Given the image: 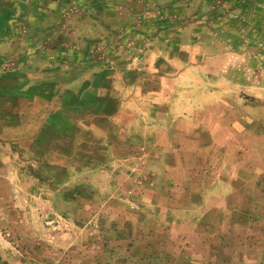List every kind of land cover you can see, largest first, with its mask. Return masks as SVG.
I'll return each instance as SVG.
<instances>
[{
	"label": "crops",
	"instance_id": "crops-1",
	"mask_svg": "<svg viewBox=\"0 0 264 264\" xmlns=\"http://www.w3.org/2000/svg\"><path fill=\"white\" fill-rule=\"evenodd\" d=\"M9 254L264 264V0H0Z\"/></svg>",
	"mask_w": 264,
	"mask_h": 264
},
{
	"label": "rangeland",
	"instance_id": "rangeland-1",
	"mask_svg": "<svg viewBox=\"0 0 264 264\" xmlns=\"http://www.w3.org/2000/svg\"><path fill=\"white\" fill-rule=\"evenodd\" d=\"M243 93H241L242 95ZM252 97H247V100H249V104H250V109H255L254 107V99ZM58 205V204H57ZM14 248V247H12ZM5 250H7V252H12L14 250H12L11 248L7 247V248H4ZM13 253V252H12ZM1 258V257H0ZM0 264H36L35 262L33 261H24L22 260V258L20 257H16V254H9L8 257H7V260H2L1 259V263Z\"/></svg>",
	"mask_w": 264,
	"mask_h": 264
},
{
	"label": "trees",
	"instance_id": "trees-1",
	"mask_svg": "<svg viewBox=\"0 0 264 264\" xmlns=\"http://www.w3.org/2000/svg\"><path fill=\"white\" fill-rule=\"evenodd\" d=\"M0 263H1V258H0Z\"/></svg>",
	"mask_w": 264,
	"mask_h": 264
}]
</instances>
